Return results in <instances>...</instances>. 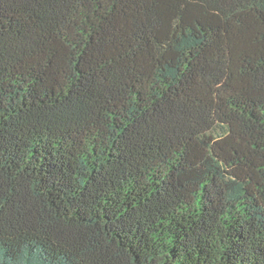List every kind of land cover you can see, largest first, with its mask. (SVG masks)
<instances>
[{"label":"trees","instance_id":"trees-1","mask_svg":"<svg viewBox=\"0 0 264 264\" xmlns=\"http://www.w3.org/2000/svg\"><path fill=\"white\" fill-rule=\"evenodd\" d=\"M0 264H264V0H0Z\"/></svg>","mask_w":264,"mask_h":264}]
</instances>
